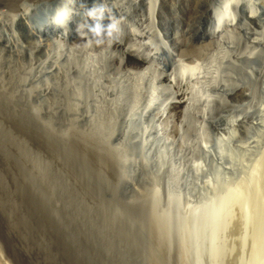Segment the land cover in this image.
<instances>
[{"label":"bare ground","instance_id":"obj_1","mask_svg":"<svg viewBox=\"0 0 264 264\" xmlns=\"http://www.w3.org/2000/svg\"><path fill=\"white\" fill-rule=\"evenodd\" d=\"M166 1L0 0V264H108L110 262H107V257L111 255L106 256L105 250L103 254L100 251L101 249L97 252L98 255L100 254L97 259L100 258L101 261H95L93 258L92 262V256L97 255H94L91 247H88L90 249L86 247L88 241L86 242L84 238H82L84 245L77 246L78 243H75V240L79 238V235L75 236L74 228H72L74 226L64 227V229H67L64 232V229H62L64 220L61 221L62 215L58 212L59 204L55 199L50 203L45 194L47 185L41 166L43 162L40 161L41 164L37 161L38 158L35 159L30 155L29 145H34V147L41 150L45 143L50 142L44 140L45 136H49V134L44 135L48 130L45 124L46 119L57 121L59 117L64 119L66 116H73L75 118L70 119L71 125H69L73 129H71L72 131L79 128L77 127L79 117L91 123L90 130L93 131V134H95L94 131L105 128L101 124L105 118L101 119L100 115H98V118L96 114L92 116L90 109L80 110L78 101L81 94L85 96V90L95 88V91H97L94 93L96 99H92L94 107L98 108L97 111L102 107L100 103L102 101H98L99 97L101 99L104 97V103H102L105 112L111 114L123 109L124 104H128L129 101L136 110L138 109L140 117L138 119L148 123L163 122L162 124L167 125L168 130L171 129L172 135L175 132V130H172L175 124L172 126L174 122L169 118V113L179 108L178 104H184L185 117L192 115V110L195 103H197V86L199 85L200 88L201 83L203 85L209 82L206 84L207 87L203 85L204 92L213 91L218 93V100L221 99L219 102L223 104L224 108L221 107L223 109L227 108V103L236 101L235 91L240 88L247 94L246 97L251 98V100H254V97L257 98L260 92L264 90V19H262L264 11L261 7L258 8L259 10L257 9L259 5L255 7L251 2L248 3L243 0H215L214 4L207 10L210 20L208 26L209 37L205 35V37L200 38L204 44H199L196 41L191 44H183L180 40L181 33L179 34L178 31L172 30L171 35L166 33V39L162 40L157 30L156 20L161 15L162 4ZM90 9L95 13L91 17L88 15ZM101 9L103 10L102 15H100ZM170 10L172 11V8ZM193 12H195V16L201 15L198 9H194ZM175 13L177 17H180L177 20L179 23L178 29L181 27L180 29L184 32V27H188L187 24L190 20L178 12ZM57 15L64 17L63 23L58 24L54 21V17ZM124 16L136 18L135 26L129 27L126 32L118 28L111 37L108 36L107 25L115 17L122 18ZM195 22H199L198 19ZM97 23L102 28L100 35H96L92 31ZM135 27L138 28L135 29ZM184 34L185 32L183 36ZM125 37L126 39L129 37L136 44L126 45L121 50H113L115 43L119 42L123 45ZM232 38L238 39L235 42L239 44L238 47L232 45L234 43ZM56 39L62 41V44L68 45L67 51H61L60 48V52H57L55 45L52 43V45L46 44L47 41ZM210 39L220 43L219 47L215 49L216 52H212V49L209 48L208 42ZM161 41L165 46L172 47L167 58H161L162 54L159 51L162 50L163 44ZM84 49L93 52L99 51V54L96 55L101 56L102 60L100 63L95 60L93 64L91 63L88 66L89 68H84L86 73L82 74V68L76 61L77 56L74 51H83ZM128 54L139 59L143 63V67L142 65L138 68L125 66V58ZM53 57L56 58H54V61H52ZM116 61H118V70H120L119 72L117 70V74L103 72L108 66L107 62L110 63L109 67H111ZM114 74H120L122 78L127 77L128 84L133 82L132 93H130L128 84L120 86L125 80L120 83L118 78L114 77ZM77 78H84L87 83L80 85L81 83ZM157 88L161 89L160 92ZM157 93L158 96H160V93L164 95L166 100L162 99V95L161 98L155 96ZM124 99L125 101H123ZM159 101L161 104H159ZM171 107L174 109L172 110ZM209 107L212 106L209 104ZM168 108L170 111L167 112ZM212 110L214 109L212 108ZM211 112L209 110L202 112L203 114H199L198 118L200 119L198 120L203 121L204 124L206 123L216 131H220L223 126L228 129L242 127L247 121L240 117L242 115H238L239 117L235 116V119L226 122V117H220L222 114L212 116ZM213 112L215 113V111ZM192 116L195 117V115ZM132 117L131 115L130 118ZM64 129L66 128L64 127ZM68 130L69 128L65 131ZM124 131L133 134L134 129ZM144 134L145 131L142 135ZM161 134L154 139L152 145L156 146L152 150L154 151V163H151L152 167L150 169L153 173L151 178L159 176L162 172L161 158L166 145L175 143L170 134ZM138 136L141 137L139 133ZM157 147L158 149L155 150ZM85 150L89 153L92 151L89 148ZM210 150L212 151V148ZM142 155L144 154L142 153ZM263 155L264 153H262ZM262 156L261 158H263ZM102 159L105 162L112 161V158L108 155H102ZM141 160H149V157ZM177 161L174 160L170 169L176 170ZM262 161L264 162V159ZM115 165L118 171L123 173L124 167L118 163ZM259 167L261 168V166ZM129 168L132 170V167ZM179 169L181 168L179 167ZM115 172L117 176L119 173ZM128 172L129 174L126 177L131 178L134 171ZM145 183L142 184L145 185ZM123 184H126V182ZM49 186L51 187V185ZM248 186L247 188L253 192L252 195H256L259 198L258 201H263L264 183ZM54 188L56 189V187ZM179 188L183 189L182 186H179ZM140 195L142 196L141 192ZM251 207V205L248 206L249 209ZM263 207L264 205L262 207L260 205L257 209V215H259L257 221L261 226L258 230L264 233ZM203 209L198 210L196 213V217L201 221L206 219L209 221L210 217L212 219L217 214L225 215V212L229 215L232 210L234 216L243 212L242 210L237 214L234 208L232 210L226 208L225 212L224 210L222 212L221 210L214 211L213 208H207V211ZM252 210L254 211V209ZM262 232L260 233L262 234ZM257 234L259 233L257 232ZM104 237L102 240H104ZM125 238L127 240V237ZM133 240H135V237L132 235L129 241L133 244ZM114 243L119 244L116 241ZM106 244L111 245L113 243L108 244L106 242ZM96 249L98 248L96 247ZM142 252L146 253L143 249ZM225 253L226 255H224ZM222 254L223 257L218 255L221 259H215L212 263L223 264L229 260L230 257L227 252L224 251ZM147 255L149 256L151 253H147ZM122 257L124 264H145L142 256L139 260L127 256ZM112 259H119V257H113ZM157 261L158 264L162 263L159 260Z\"/></svg>","mask_w":264,"mask_h":264},{"label":"rangeland","instance_id":"obj_2","mask_svg":"<svg viewBox=\"0 0 264 264\" xmlns=\"http://www.w3.org/2000/svg\"><path fill=\"white\" fill-rule=\"evenodd\" d=\"M214 1L167 0L162 4L161 15L156 20L157 30L161 39L165 40L166 33L171 35L173 33L172 30H175L179 34L181 33L180 40L183 44H191L194 41L204 44L200 38L205 37V35L209 37L208 26L210 20L207 10L214 4ZM243 1L251 2L255 7L259 5L257 9L261 7L264 11V0ZM170 8H172V11ZM194 9H198L201 15L198 14L196 17L194 15L195 12H193ZM174 11L190 20L189 24H187L188 27H184L185 37L183 36L184 32L180 29L181 27L178 29L179 23L177 20L180 17H177ZM192 17L194 18L192 19ZM135 19L126 16L122 18L115 17V20L119 21L118 28L123 29L125 32L129 27L135 26ZM196 19L199 22H195ZM262 19H264V15ZM137 28L135 27V29ZM127 38L125 37L123 41L124 46L117 42L113 50H121L126 45L136 44L129 37ZM232 39L234 40L232 45L238 47L239 44L235 43L238 39ZM51 43L55 45L57 52H60V48L61 51H67V48H69L68 45L62 44L63 42L58 41V39L46 42V44ZM208 43L212 52H216L215 49L219 47V41L210 39ZM171 50L172 47L169 48L163 44L162 50H159L162 54L161 58H167L168 52ZM74 53L77 56L76 61L82 68V74L86 73L85 69L89 68L88 66L91 63L93 64L95 60L99 63L102 60L101 56L96 55L99 54V51L93 52L89 49H84L83 51H74ZM54 58H52V61H54ZM107 64L108 66L103 72L117 74L118 61L112 64L113 67L115 66L114 68L112 66L109 67L110 63L107 62ZM141 65L143 67V63L139 59L130 54L126 56L125 66L128 68H138ZM115 74L114 77L118 78L120 83L125 80L120 86L128 84L129 80L127 77L122 78L120 74ZM78 80L81 83L80 85L87 83L84 78ZM208 83L203 84L204 87H207L208 85L206 84ZM132 84L133 82L128 84L130 93H132ZM145 85L143 86L144 88ZM203 85L201 83L200 88L199 85L197 86V103H195V107L192 110V115H195V117L192 115L185 117L184 104H178L180 107L177 109L171 107L175 111L171 110L172 112L170 113L172 114L169 113V118L174 122L172 126L175 124L172 130L177 132H173V135L171 129L168 130L167 125L162 124L163 122L154 121L148 123L138 119L140 118L139 111L129 101L128 104H124V108L120 109L121 111L118 110L111 114L105 112L104 97L102 99L99 97V100L98 98L97 100L103 103L100 102L102 107L97 111L98 108L94 107L92 101L93 98L96 99L94 93L97 91H95V88H90L85 90V96L81 94L79 98L80 110L86 111L90 109L92 116L96 114L97 116L100 115L101 119L105 118L101 123L105 128L100 131H94L95 134H93V131L90 130L91 123L83 118L84 122L82 117H79L77 123L79 125L76 124L79 128L72 131L73 129L69 125H71L70 119L75 118L73 116H66L64 119L59 117L57 121L46 119L45 124L48 130H46L44 135L49 134V136H45L44 140L50 142L45 143L41 149L42 151L34 147V145H29L31 149L30 155L35 159L38 158V162H43V164L40 163L43 167V174L46 179L45 184L47 185L45 194L50 203L55 199L59 204L58 212L62 215L61 221L64 220L62 229L74 226L72 228H74L75 236L79 235L75 243H78L77 246L79 245V247L84 245V240L88 241L89 246L87 244L86 247H91L94 255H97L95 257L92 256V262L93 258L99 262L100 258L97 259V257L100 254L98 255L97 252L101 249L100 251L103 254L105 250L106 256L111 255L107 257V262L110 261L108 264H124L122 256L132 257L134 260H139L142 256L145 264H158L157 260L161 261V264H216L212 262L215 259H221L218 255L222 256L224 251L228 253L227 255L231 259L229 258L223 264H264V239H262L264 238V233L258 230L261 226H259L260 223L257 221L259 216L257 215V209L260 205L261 207L264 205V199L263 201H258L259 198L256 195H252L253 192L247 188L251 184L264 183V162L262 161L264 159V155L262 156V153H264V90L260 92L257 98L254 97L255 99L251 100V98L246 97L247 94L240 88L235 91L236 101L227 103V108L223 109V104L219 102L221 99L218 100L219 94L213 91L208 93L206 91L205 93ZM157 90L160 92L161 89L157 88ZM161 95L160 93V96H158L157 93L155 96L161 98ZM206 95L208 96L207 98L205 97ZM162 96V99L166 100L164 95ZM169 96L172 97L171 95ZM199 97H202V100ZM94 102L96 101L94 100ZM159 104H161L160 101ZM209 104L212 106L211 108ZM222 106L223 108H221ZM207 110L209 112L212 111V116L222 114L220 117H226V122L239 117L238 115H242L240 117L247 121L242 127L228 129L223 126L220 131H216L206 123L204 124L203 121L198 120L200 119L198 118L199 114L202 115V112ZM168 111H170L169 108L167 109ZM131 115L133 116L132 118H130ZM67 127L69 130L65 131L68 129ZM132 129H134V135L132 132L126 133L124 131ZM144 131L145 134L142 135ZM168 131L170 132L168 133ZM137 132L141 137L138 136ZM160 134H170L175 143L166 145V149L162 153L164 157L162 156L161 158L162 172L159 176L154 175L155 177L151 178L153 173L150 168L154 163V151L152 150L156 146L152 145L154 139ZM142 141L143 143H141ZM88 148L92 150L91 153L85 150ZM211 148L212 151L210 150ZM157 149L158 147L155 150ZM102 155L110 156L112 161L105 162L102 159ZM148 157L149 160H141L143 158L148 159ZM174 160H178L176 170L170 169ZM116 163L124 167V170L122 169L123 173L118 171ZM129 167H132L134 171L131 178L126 177L129 174L128 171H132ZM128 168L129 170H127ZM115 171L119 173L117 176ZM81 180L85 181L82 182ZM123 181L126 184H123L125 183ZM142 183H145V185ZM179 186H182L183 189L179 188ZM139 197L143 198L140 199ZM250 205L252 207L249 209L248 206L250 207ZM201 207L206 209V211L207 208H213L212 210L214 211L221 210L222 212L224 210L225 212L226 208L231 210L234 208L237 214L242 212V210L243 212L237 216L235 214V217L232 210L229 215L225 212V215L217 214L219 218L216 216L212 219L210 217L209 221L207 219L201 221V219L196 217L197 211L203 209ZM66 231L67 229L65 228L64 232ZM108 235L115 240H110L111 238L107 237ZM132 235L135 237V240L132 241L133 244L129 241ZM103 237L104 240H102ZM106 237L109 239L105 240L107 239ZM125 237H127V240ZM261 239L262 241H260ZM114 241L119 244L116 245ZM106 242L113 244L107 245ZM101 247L105 248L102 250ZM254 248L258 250H254ZM142 249L146 253L142 252ZM147 253H151L155 257L148 256ZM116 255L119 259L121 258L120 260L114 259L117 262L112 259L113 257L118 258Z\"/></svg>","mask_w":264,"mask_h":264},{"label":"clouds","instance_id":"obj_3","mask_svg":"<svg viewBox=\"0 0 264 264\" xmlns=\"http://www.w3.org/2000/svg\"><path fill=\"white\" fill-rule=\"evenodd\" d=\"M102 12L103 10L101 9V12H100V15H102ZM88 15L91 17L93 15H95L94 11L93 10H89L88 11ZM54 21L58 24L60 23H63L64 22V17L62 15H57L56 17H54ZM118 23L119 21L118 20H115L113 19L111 21V23H109L107 25V35L108 36H112L113 35V32L118 30ZM92 31L96 34V35H100L101 34V31H102V28H101V25L100 24H96L93 28H92Z\"/></svg>","mask_w":264,"mask_h":264}]
</instances>
